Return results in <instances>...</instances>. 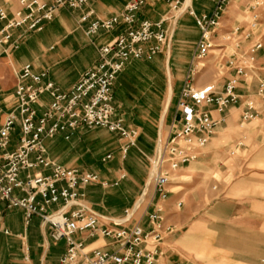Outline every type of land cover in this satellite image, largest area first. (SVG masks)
Wrapping results in <instances>:
<instances>
[{
	"label": "built area",
	"instance_id": "2783aa9c",
	"mask_svg": "<svg viewBox=\"0 0 264 264\" xmlns=\"http://www.w3.org/2000/svg\"><path fill=\"white\" fill-rule=\"evenodd\" d=\"M167 15L158 23L136 22V14L145 0H130L123 11L109 19L91 21L85 36L93 40L100 32L109 33L125 26L110 42L97 48V61L68 93L61 92L46 81V72H34L30 64L21 67L12 92L0 104V202L7 209H20L25 223L38 217L50 230L53 243L64 241L66 251L60 264H157L159 246L174 228L165 223L163 209L156 206L148 215L149 230L138 225L126 226L139 205L125 212L124 219L111 222V227L84 203L83 190L99 183L96 174L66 169L52 159L45 146L58 134L78 128L107 130L125 141L122 154L134 146L137 132L115 119L113 86L117 76L132 62L162 52L174 26L184 14L194 18L200 32L190 77L185 80L177 102L176 130L166 140L158 139L149 160L148 186L154 189L160 202L168 198L167 186L181 168L195 162L207 146L216 128L224 123L223 115L231 108H240V122L246 124L264 114V76L257 74L258 54L263 48L259 30V8L250 5L244 26L226 29L223 17L231 0H210L209 16H195L190 3L199 0H164ZM91 0H15L16 7L8 12L0 6V49L3 54L18 48L23 35L13 40L14 32L37 33L54 20L60 9L81 10ZM92 11L81 22H86ZM217 51L215 67L226 76L222 90L211 84L193 86V77L204 69L203 62ZM242 92H239L240 88ZM48 98V104L42 97ZM1 98V97H0ZM221 115L213 119L211 110ZM18 134L15 144L13 136ZM69 139V134L65 135ZM13 145V149L9 147ZM242 142L229 150L234 156ZM107 155L103 161L110 160ZM63 184L58 188V185ZM104 186V184H102ZM39 200V201H38ZM59 205L58 210L48 208ZM182 203L177 206L181 207ZM102 224V225H101ZM4 234L8 235L6 230ZM77 233L99 234L111 242L112 250L87 251L81 242L73 240ZM174 264H187L176 262Z\"/></svg>",
	"mask_w": 264,
	"mask_h": 264
},
{
	"label": "crops",
	"instance_id": "0c3cea01",
	"mask_svg": "<svg viewBox=\"0 0 264 264\" xmlns=\"http://www.w3.org/2000/svg\"><path fill=\"white\" fill-rule=\"evenodd\" d=\"M129 1L91 0L81 10L60 9L41 32L25 34L22 30L15 31L13 40L23 35L18 48L7 54L0 49V104L2 98L12 92L16 75L25 64H30L34 72H46V81L52 82L61 92L68 93L96 63L97 48L126 29L120 25L109 33L100 32L90 40L85 36L89 23L120 14ZM257 2L262 3L259 8V30L263 35L257 74L264 76V0H231L223 17V25L226 29L244 26L248 7ZM0 6L12 12L16 7L15 0H0ZM190 6L197 17L209 16L213 10L210 0L192 1ZM89 11H92V16L82 23L81 18ZM167 12L164 0H145V5L136 14V22L155 24L163 20ZM164 28L172 32L162 52L130 62L117 76L113 86L114 117L121 119L126 128L137 132L134 146L123 155V139L104 129L81 127L68 131L67 140L64 138L66 134L46 140L44 143L48 154L66 169L98 176L99 183L83 190L84 203L108 227H111L110 221L124 219L125 212H131L142 201L126 226L138 225L147 231L150 228L148 215L156 206L162 207L165 223L174 228V233L166 236L160 244L157 264H189L185 257L177 260L175 252L177 249L183 250L181 245L202 240L205 231L210 230L207 225L235 229L229 233L213 231L209 235H241L245 244L253 245L251 250L264 251V132L259 131L250 137L244 135L235 141L234 144L242 142L243 147L239 151L245 152L247 158L233 162L230 172L235 179L227 190L212 198L214 204L211 210H202V205L209 198H205L204 192L194 190L203 186L204 164L192 162L177 171L175 174L189 175L191 181L171 180L165 202H160L154 189L148 186L150 157L157 138L166 140L174 133L179 94L185 80L190 77L196 43L200 37L194 18L187 14L179 17L173 27L166 22ZM206 62L207 59L203 62L204 69ZM225 78L218 74L215 66L212 70L208 67L193 77V86L203 88L213 84L222 90ZM242 91L241 87L239 92ZM42 102L48 104L49 100L43 96ZM210 110L213 119L221 116ZM223 118L224 123L216 128L215 134L229 124L241 123L240 109H229ZM13 147L11 145L9 149ZM213 150L210 147L205 154L210 155ZM107 155L111 156L110 160L103 161ZM62 186L60 184L58 188ZM178 203H182L181 207L177 206ZM193 203L198 204L197 210L192 207ZM58 208L59 205H53L48 210ZM4 230L8 235L3 233ZM177 231L181 233L177 234ZM73 240L81 242L87 251L112 250L111 242L99 234L90 236L88 233H77ZM227 241L230 245L238 242L231 238ZM65 251L66 243H53L48 226L40 218L32 217L26 224L20 209H7L0 202V264H60Z\"/></svg>",
	"mask_w": 264,
	"mask_h": 264
},
{
	"label": "rangeland",
	"instance_id": "374dc122",
	"mask_svg": "<svg viewBox=\"0 0 264 264\" xmlns=\"http://www.w3.org/2000/svg\"><path fill=\"white\" fill-rule=\"evenodd\" d=\"M217 54L218 52L216 50L211 52V55L207 58V62L204 63L206 69L208 67L211 70L214 69L215 56ZM206 69H203L202 71H205ZM175 129L176 126L173 130L175 131ZM259 131L264 132V114L258 119L246 124L236 123L234 125L229 124L227 127H222L212 136L207 146L201 150L198 159L195 162L198 164H204L206 168L203 179L204 182L203 186L195 187L194 190L199 193L204 192L205 198H209L206 199V204L202 205V210L205 212L211 210L214 204L212 198L219 196L222 191L227 190L233 183L235 176L230 172L233 162L239 158L245 161L247 158L246 153L243 151H238L234 157H231L228 154V151L233 148L235 141L244 135L250 137L252 134ZM17 138L18 134L13 136V144L16 143ZM158 139L159 138H157V140ZM248 142H250V140H248ZM210 147L214 149L213 153L210 155L205 154ZM241 173L244 174L243 171H241ZM188 176L189 175L173 174L171 180L186 183L191 181ZM192 207L197 210L199 206L197 203H193ZM206 221L208 222L209 220L206 219ZM206 227L209 228V231L211 232L205 231L206 235L203 236L202 240L195 244L181 245V248L183 247L182 251L178 249L176 250L175 258L177 260H181V258L185 257L189 264H264V251L251 250L250 248L253 245L251 243L245 244L243 242V236L229 234L214 237V235H209V233H214L213 231L222 233L225 231L226 233H229L230 231H235V229H222L209 225ZM180 233L181 231H177V234ZM230 238L237 239L238 242L230 245L229 241H227V239L229 240ZM168 239L170 240V238Z\"/></svg>",
	"mask_w": 264,
	"mask_h": 264
}]
</instances>
